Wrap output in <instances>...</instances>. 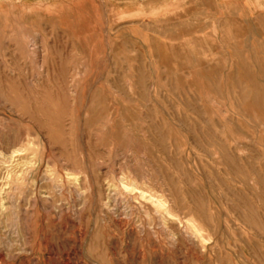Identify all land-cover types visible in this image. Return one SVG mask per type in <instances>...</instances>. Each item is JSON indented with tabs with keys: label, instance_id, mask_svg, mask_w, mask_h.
Wrapping results in <instances>:
<instances>
[{
	"label": "rangeland",
	"instance_id": "obj_1",
	"mask_svg": "<svg viewBox=\"0 0 264 264\" xmlns=\"http://www.w3.org/2000/svg\"><path fill=\"white\" fill-rule=\"evenodd\" d=\"M0 264H264V0H0Z\"/></svg>",
	"mask_w": 264,
	"mask_h": 264
},
{
	"label": "bare ground",
	"instance_id": "obj_2",
	"mask_svg": "<svg viewBox=\"0 0 264 264\" xmlns=\"http://www.w3.org/2000/svg\"><path fill=\"white\" fill-rule=\"evenodd\" d=\"M201 46V45H200ZM247 73V72H246ZM252 86V85H251ZM21 151V150H20ZM125 184L126 187H131L132 190H136L137 193L139 194V196L143 199H146V200H149L151 201L150 203H152V205L154 206V208L158 211H161L163 212V214L165 216H170V218L174 217V214L173 212H171V210L169 208H167V200H165V198L158 194V193H154L152 192L151 190L147 189V188H142V187H139L137 186L136 184L134 183H131V182H123ZM162 216V215H161ZM164 216V218H166ZM166 218V219H167ZM171 218V220H172ZM175 218V217H174ZM177 218V217H176ZM170 220V219H169ZM174 220V219H173ZM190 221V220H189ZM188 223V222H187ZM190 224V223H189ZM191 229L192 231H198V229L196 228V226H194L193 224H191ZM201 231V230H200ZM193 232V233H194ZM199 232V231H198Z\"/></svg>",
	"mask_w": 264,
	"mask_h": 264
}]
</instances>
